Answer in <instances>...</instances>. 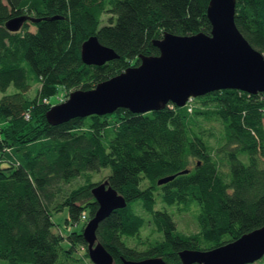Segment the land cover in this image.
Returning a JSON list of instances; mask_svg holds the SVG:
<instances>
[{"label": "trees", "instance_id": "16d2710c", "mask_svg": "<svg viewBox=\"0 0 264 264\" xmlns=\"http://www.w3.org/2000/svg\"><path fill=\"white\" fill-rule=\"evenodd\" d=\"M208 2L0 0V264H95L82 230L98 207L91 188L105 178L127 201L96 230L115 264L147 256L200 264L184 263L179 250L212 248L264 224V91L215 89L192 97L191 108L170 101L56 124L46 117L51 95L63 100L61 88L67 97L138 64L140 54H158L154 40L165 31L209 33ZM20 14L31 19L8 29ZM235 21L264 54V0H236ZM92 34L119 56L84 62L81 43ZM103 167L110 171L93 180ZM169 206L191 212L198 229H179ZM65 207L67 231L53 219ZM141 209L162 233L145 248L127 241L146 222Z\"/></svg>", "mask_w": 264, "mask_h": 264}, {"label": "water", "instance_id": "95a60500", "mask_svg": "<svg viewBox=\"0 0 264 264\" xmlns=\"http://www.w3.org/2000/svg\"><path fill=\"white\" fill-rule=\"evenodd\" d=\"M235 11L236 0H209V33L165 31L154 40L158 54H140L138 64L129 65L91 88L72 89L66 98L50 105L46 111L48 121L56 124L74 116L110 113L120 106L135 112L163 108L170 101L181 106L190 97L221 88L264 91V54L241 32ZM27 18L31 19L27 14L13 16L5 25L18 30ZM118 56L96 34L81 43V57L86 63L101 64ZM174 176L164 175L157 181L163 183ZM91 191L98 207L82 230L87 251L95 264H115L113 254L99 240L96 230L101 220L127 201L107 178L94 184ZM178 253L184 263H251L264 255V224L212 248H182ZM123 264L168 262L162 256H147L123 258Z\"/></svg>", "mask_w": 264, "mask_h": 264}, {"label": "rangeland", "instance_id": "374dc122", "mask_svg": "<svg viewBox=\"0 0 264 264\" xmlns=\"http://www.w3.org/2000/svg\"><path fill=\"white\" fill-rule=\"evenodd\" d=\"M30 28L33 29L34 25L31 24ZM37 86H38V84L33 82V85L31 86V89H30V93L34 94ZM12 89H13V85L9 86L8 90L10 91ZM69 91H71V89ZM2 93L3 92L0 91V96L2 95ZM64 93H65V90L61 88V92L59 94H60V97L63 99L66 97V96L64 97ZM51 101L53 103H55L57 101H60V99H58L57 94H54V95H51ZM194 101H195V99L192 98L191 99L192 105H193ZM245 159H246V157H245ZM109 171H110L109 167H103L99 171H91L93 173L92 178H93V180L98 181V180L102 179ZM84 179H85V176H79L76 179L72 180V182L68 183L66 185V187L77 186L79 183L83 182ZM162 206L163 205L161 202H159L157 204V207H162ZM168 210L173 213V216L177 222V226L182 231L193 232V231H196L198 229V223H197L196 219L194 218V215L191 212H189V211L188 212H185V211L180 212L176 209L175 206H169ZM140 211L144 216H146V222L141 227L139 235L136 237L128 238L127 241L131 245L136 246L138 248H145L146 245H148V243H150L151 241H154L156 239H160L162 237V233L157 231L156 228L154 227L153 223H151L148 220V215L146 214V212L142 209ZM67 214H68V211H67L66 207L60 211L53 212V219L58 223V225L61 227V229L63 231L68 230V228L66 226V222H65V218H66ZM83 222H85V221H83ZM80 250L81 251L76 252V255L77 254L81 255L83 248H80ZM0 261H3V260L0 259ZM250 264H264V257L259 258L255 261L251 262Z\"/></svg>", "mask_w": 264, "mask_h": 264}, {"label": "built area", "instance_id": "2783aa9c", "mask_svg": "<svg viewBox=\"0 0 264 264\" xmlns=\"http://www.w3.org/2000/svg\"><path fill=\"white\" fill-rule=\"evenodd\" d=\"M192 99V97H190L188 100H187V104L189 105V108H191V103H190V100ZM26 116L28 117L29 116V114H28V112L26 113ZM85 216H86V213H82V218H85Z\"/></svg>", "mask_w": 264, "mask_h": 264}]
</instances>
